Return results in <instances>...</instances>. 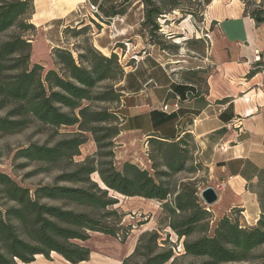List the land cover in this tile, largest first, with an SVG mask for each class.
<instances>
[{
	"label": "trees",
	"instance_id": "16d2710c",
	"mask_svg": "<svg viewBox=\"0 0 264 264\" xmlns=\"http://www.w3.org/2000/svg\"><path fill=\"white\" fill-rule=\"evenodd\" d=\"M139 1L142 26L150 41L161 45L155 40L158 18L178 4ZM34 13V0H0V109L9 107L0 116V133H17L34 122L52 128L78 126L79 131L53 145L30 144L18 151L19 157L29 161L67 162L53 183L40 184L32 191L0 172V264L31 263L37 255L50 259L52 252L73 264L87 261L92 251L82 242L92 232L125 242L131 227H121L122 214L114 208L119 199L112 192L160 201L166 215L161 229L170 228L184 239V254L204 257L203 264L250 259L251 252L264 244V210L254 225L242 223L238 210L214 224L212 211L199 195L198 179L172 183L168 178L184 169L182 144L186 137L194 139L191 134L172 140L150 136L151 151L156 152L152 157L163 161L162 169L152 167L154 174L132 161H125L121 168L90 157L75 161L86 142L85 132H91L98 145L121 133L124 116L117 109L123 94L115 86L124 79L125 67L117 52L106 55L94 44L76 50L77 55L75 48L54 49L55 68L46 70L32 63ZM252 18L264 22L257 15ZM11 29L9 35H1ZM85 31L78 30V34ZM93 101L119 105L94 109L89 104ZM93 174H98L100 182ZM166 241L159 229L143 232L121 264L174 263V247H167Z\"/></svg>",
	"mask_w": 264,
	"mask_h": 264
},
{
	"label": "rangeland",
	"instance_id": "374dc122",
	"mask_svg": "<svg viewBox=\"0 0 264 264\" xmlns=\"http://www.w3.org/2000/svg\"><path fill=\"white\" fill-rule=\"evenodd\" d=\"M51 2L54 0H50ZM98 9L109 14H123L128 10L129 21L122 22L118 19L116 23L114 18L104 20L99 17V14H93L90 6H81V11L75 10L68 15L67 19L93 18L95 22L90 25L81 26L80 23L72 27L68 26L62 30L61 34L46 32L40 30L36 25L33 33V51L31 62L42 64L46 70L55 68L53 51L58 48L56 45L76 50L84 49L88 44H94L93 33L106 30L105 36H109L111 42H116L114 47L119 55V58L126 70L133 69L139 61L141 55H144L145 50H139L132 43L135 40V34L131 33L127 36L119 37L115 30H145L142 26L143 21V4L139 0H132L130 4L122 5V1L118 0H92ZM115 1V2H114ZM162 2L175 1L178 7L174 10L163 14L158 18L159 28L156 33L159 44L158 57L164 64L165 69L174 76L178 81L189 80L198 85L199 88L204 87L209 74L214 73L217 68V63L224 58L226 46H219L218 26L208 16V1L209 0H161ZM35 2V0H34ZM54 3V2H52ZM245 13L252 17L257 15L264 19V0H243ZM79 4V3H78ZM76 5V7L78 6ZM36 10V2H35ZM101 11V12H102ZM94 16H96V19ZM33 18V17H32ZM33 22V21H32ZM116 23V24H115ZM261 28H264V22L257 23ZM110 25V26H108ZM81 26V27H80ZM14 29L8 30L1 34L2 36L9 35ZM78 30H86L78 34ZM114 30V32H112ZM147 30V29H146ZM54 31V30H53ZM144 33V32H143ZM46 35V36H45ZM121 40V42H117ZM150 40V39H149ZM129 43V44H128ZM131 43V44H130ZM128 44V45H127ZM76 47L78 49H76ZM137 48V49H136ZM156 49H158L156 47ZM149 51V50H148ZM136 58V59H135ZM156 59V58H155ZM136 63V64H135ZM158 64V63H157ZM130 66V67H128ZM137 70L129 75L130 79L138 85L143 86L148 90V75L151 74L153 79L162 82L165 78L162 75L160 67L153 68L148 74V69L144 63H141L136 68ZM163 77V78H162ZM117 89L119 87L115 86ZM145 90V91H146ZM160 88H157L159 92ZM148 96V92L145 97ZM132 100L142 103L143 94L141 92H133ZM126 101H129L127 99ZM94 109H115L119 102H90ZM136 108L124 107L117 109L119 113H126L129 116V127L139 128L140 133L123 132L120 133L112 141H104L101 145L95 141L91 132H85L86 142L80 147V155L75 156V161H82L87 157L100 159L103 162H112L114 166L121 168L125 161H132L140 167L150 170L154 174L153 166L161 167L163 161L159 157H152V146H150L146 136L142 134L148 133V115L141 112L145 107ZM9 107L0 109V116H4ZM79 131L78 126H69L61 128H52L41 125L37 122L32 123L26 129L12 134L0 133V172L10 175L21 185L30 188L32 191L40 184H51L55 177L66 167L67 162H61L58 165H49L40 161H29L26 158L19 157L18 151L30 144H47L53 145L63 138L76 135ZM112 142L110 145H106ZM186 148L184 169L172 173L168 178L172 183L178 180H187L189 178L198 179L199 195L202 189L213 186L219 194L222 192L218 186L214 185V180L209 178L208 170L201 161L200 155L197 152V147L194 139L186 137L182 144ZM151 156V159H150ZM164 169V167H163ZM93 179L100 182L98 174H93ZM112 194L119 199V203L115 205L120 214H122L121 227L130 225L131 231L125 242L119 238L107 234H94L91 239L86 241L89 248L102 253H107L111 256H116L130 245L135 246L140 235L145 231L159 229L161 235L166 241L167 247H174L176 260L174 263L168 264H203L204 257H193L184 254L183 240L170 228L161 229V225L165 224L166 215L163 212L160 201L148 200L143 197H128L116 192ZM222 194V193H221ZM221 197V196H220ZM208 206V205H207ZM213 213V222L228 213L223 205V201L216 202L209 206ZM93 233V232H92ZM91 233V234H92ZM54 258L48 264H69L59 254L54 253ZM23 264V263H20ZM221 264H264V244L257 247L251 252V257L245 261L228 262Z\"/></svg>",
	"mask_w": 264,
	"mask_h": 264
},
{
	"label": "crops",
	"instance_id": "0c3cea01",
	"mask_svg": "<svg viewBox=\"0 0 264 264\" xmlns=\"http://www.w3.org/2000/svg\"><path fill=\"white\" fill-rule=\"evenodd\" d=\"M118 1L125 5L132 0L127 3ZM35 2L32 21L46 35L50 32L60 33L63 39L62 30L72 27V24H68L70 21H74L75 25L80 23L81 26L95 22L90 17L67 19L80 1L74 5L70 0ZM90 2L96 4L92 0ZM208 7V17L219 28L220 44L217 47L224 45L227 48L223 54L225 57L219 60L215 72L209 74L202 88L194 82L178 81L170 75L158 57L159 46L149 40L147 30H143L144 33L141 30H115L119 37L134 33L136 38L132 44L139 50H145L144 55L135 63L136 67L126 70L124 79L117 84L123 94L119 109L125 106L145 107L141 112L148 115L151 124L148 133L142 135L148 140L153 134L171 140L191 134L209 178L222 191L217 202L223 201L228 213L238 210L242 223L254 225L264 210V28L245 13L243 0H209ZM100 9L99 17L104 20L114 18L115 21H129V10L123 14H109ZM106 32L94 31V46L110 55L117 51L114 47L116 42H111L109 36H105ZM141 63L147 67L148 74L153 68L160 67L165 79L159 82L149 74L145 81L148 90L136 81L131 83L133 79L129 75ZM157 88H160L159 92ZM138 91L143 94L140 104L130 99L133 92ZM147 92L148 96L145 97ZM176 100L180 102L179 110L163 109L165 103L171 106ZM121 115L124 116L121 133L141 134L139 128L129 127L128 114ZM94 234L102 233L93 232L89 239ZM82 243L88 246L86 241ZM134 248L130 245L116 256L90 248V259L78 264H121L122 259L132 253ZM54 253H51L50 259L37 255L35 261L23 264H48L55 257Z\"/></svg>",
	"mask_w": 264,
	"mask_h": 264
},
{
	"label": "built area",
	"instance_id": "2783aa9c",
	"mask_svg": "<svg viewBox=\"0 0 264 264\" xmlns=\"http://www.w3.org/2000/svg\"><path fill=\"white\" fill-rule=\"evenodd\" d=\"M80 4H82L81 6L84 8L86 7L85 4H88L90 6V10L92 11L93 14H99V9L96 5L92 4L90 2V0H83L82 2H79L78 6L76 7L77 11H81V6H79ZM129 44V43H128ZM127 44V45H128ZM259 60V57H256ZM136 59V58H135ZM163 109L165 111H177L180 109V102L178 100H176L174 103L171 104V106L168 103H165L163 106Z\"/></svg>",
	"mask_w": 264,
	"mask_h": 264
},
{
	"label": "water",
	"instance_id": "95a60500",
	"mask_svg": "<svg viewBox=\"0 0 264 264\" xmlns=\"http://www.w3.org/2000/svg\"><path fill=\"white\" fill-rule=\"evenodd\" d=\"M200 196L204 203L208 206L215 204L220 198L218 190L213 186H208L202 189Z\"/></svg>",
	"mask_w": 264,
	"mask_h": 264
},
{
	"label": "bare ground",
	"instance_id": "6f19581e",
	"mask_svg": "<svg viewBox=\"0 0 264 264\" xmlns=\"http://www.w3.org/2000/svg\"><path fill=\"white\" fill-rule=\"evenodd\" d=\"M54 1H58V0H54ZM59 1H62V0H59ZM67 1V0H66ZM72 1V4L74 5L76 2L80 1L82 2L83 0H70ZM75 8V7H74ZM106 52V51H105ZM58 254V253H57Z\"/></svg>",
	"mask_w": 264,
	"mask_h": 264
}]
</instances>
